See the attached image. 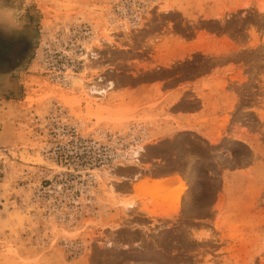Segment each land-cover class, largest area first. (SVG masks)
Segmentation results:
<instances>
[{
	"label": "rangeland",
	"instance_id": "1",
	"mask_svg": "<svg viewBox=\"0 0 264 264\" xmlns=\"http://www.w3.org/2000/svg\"><path fill=\"white\" fill-rule=\"evenodd\" d=\"M20 10L21 57L0 74V264H264V0ZM202 104L192 129L175 122ZM142 168L177 173L130 185Z\"/></svg>",
	"mask_w": 264,
	"mask_h": 264
},
{
	"label": "crops",
	"instance_id": "2",
	"mask_svg": "<svg viewBox=\"0 0 264 264\" xmlns=\"http://www.w3.org/2000/svg\"><path fill=\"white\" fill-rule=\"evenodd\" d=\"M182 92L181 87H174L168 90H165L164 92H162L163 94L167 93L168 95H170V97L175 96L177 94H180ZM202 108L194 111V112H186V113H177L174 115V120L175 122L182 124L183 127L187 128V129H192L193 125L197 124V120L201 115V112L204 111V109H206L208 112V114L213 113V111H209V106H204V104H202ZM222 114V112H221ZM139 176H137V178L134 180V182H132L130 185H136L138 184L141 180H145L148 183H150L151 181L154 180H164L168 177L174 176L177 172H169V173H164V174H159L156 175L154 174L152 171L150 173L147 174V170L145 168H142L139 172ZM115 185H120V184H115ZM214 207L217 206V200L213 203Z\"/></svg>",
	"mask_w": 264,
	"mask_h": 264
},
{
	"label": "flooded vegetation",
	"instance_id": "3",
	"mask_svg": "<svg viewBox=\"0 0 264 264\" xmlns=\"http://www.w3.org/2000/svg\"><path fill=\"white\" fill-rule=\"evenodd\" d=\"M20 57V32L0 28V74L8 73L14 69Z\"/></svg>",
	"mask_w": 264,
	"mask_h": 264
},
{
	"label": "clouds",
	"instance_id": "4",
	"mask_svg": "<svg viewBox=\"0 0 264 264\" xmlns=\"http://www.w3.org/2000/svg\"><path fill=\"white\" fill-rule=\"evenodd\" d=\"M20 3L21 0H12L11 3L0 0V28L9 31H23L25 21L22 18Z\"/></svg>",
	"mask_w": 264,
	"mask_h": 264
},
{
	"label": "bare ground",
	"instance_id": "5",
	"mask_svg": "<svg viewBox=\"0 0 264 264\" xmlns=\"http://www.w3.org/2000/svg\"><path fill=\"white\" fill-rule=\"evenodd\" d=\"M91 57L94 56L93 52H90ZM110 86V85H108ZM105 90L104 88H102L101 86H98L97 84H90L88 86H86V94L89 96H93V94H101L103 93ZM142 151V147L141 146H136L134 148H132L129 152V158H131L135 163H137V157L139 156L140 152ZM184 189V187H182V189L180 191H182ZM129 207H131V203H126L125 204V208L128 209Z\"/></svg>",
	"mask_w": 264,
	"mask_h": 264
}]
</instances>
